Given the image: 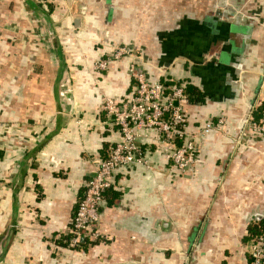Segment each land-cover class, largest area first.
Returning a JSON list of instances; mask_svg holds the SVG:
<instances>
[{"label": "crops", "instance_id": "crops-1", "mask_svg": "<svg viewBox=\"0 0 264 264\" xmlns=\"http://www.w3.org/2000/svg\"><path fill=\"white\" fill-rule=\"evenodd\" d=\"M49 1L46 15L0 0V264H249V228L264 222V131L237 136L264 102V0ZM116 45L137 56L99 68ZM133 61L150 81L201 89L190 131L225 121L196 136L186 173L144 146L146 162L118 170L105 193L99 237L64 245L121 140L102 106L134 91Z\"/></svg>", "mask_w": 264, "mask_h": 264}, {"label": "built area", "instance_id": "built-area-1", "mask_svg": "<svg viewBox=\"0 0 264 264\" xmlns=\"http://www.w3.org/2000/svg\"><path fill=\"white\" fill-rule=\"evenodd\" d=\"M124 56L136 57L133 48L116 45L109 55L103 56L98 67L108 69L110 61ZM134 91L124 98L106 97L103 110L118 126L121 140L110 147L109 156L102 159L95 174L88 180L73 221L71 245H80L83 238H97L100 206L105 193L111 188L115 173L127 169L136 162H146L143 140H148L182 172L194 164L198 152L196 136H204L219 129L224 118L208 120L197 131L189 130V96L184 83L177 79L150 81L147 74L133 61L130 68ZM250 130L264 131V110L259 119L249 115L241 123L237 141ZM264 229V222H263ZM249 264H264V232L254 237L249 245ZM185 264H191L187 259Z\"/></svg>", "mask_w": 264, "mask_h": 264}, {"label": "trees", "instance_id": "trees-1", "mask_svg": "<svg viewBox=\"0 0 264 264\" xmlns=\"http://www.w3.org/2000/svg\"><path fill=\"white\" fill-rule=\"evenodd\" d=\"M30 2V0H28ZM31 5L34 7V8H37V10L39 11V13H44L46 15L50 14L53 9H54V4L53 2H50L49 0H31ZM59 54V53H58ZM59 56H61L59 54ZM61 60H62V56H61ZM63 64V63H62ZM161 81H165L167 82L168 79H164V80H161ZM181 81L184 83V86H185V90L189 96V99H190V103H205V97H204V94L203 92L201 91V89L194 85L193 83H190L188 80L186 79H181ZM264 110V102L261 106H259V108H257L254 113V118L255 119H259L262 112ZM144 146H148V148L151 150L153 148V145H149L148 143L144 144ZM110 147H112L111 145L106 149L105 153L102 155V159L106 158L109 156V152H110ZM145 148V147H144ZM87 188V184H86V187H85V190ZM83 197V196H82ZM82 197L79 199L78 201V204L80 202V200L82 199ZM78 207V206H77ZM250 232H251V238L253 237H256L260 234H262L264 232V229H263V226L262 228H259L257 230V228L251 226L249 228ZM72 237V231L70 232V234L68 236H66L64 238V245H68L69 244V241H70V238ZM252 238V239H253ZM82 244V242L80 243Z\"/></svg>", "mask_w": 264, "mask_h": 264}, {"label": "rangeland", "instance_id": "rangeland-1", "mask_svg": "<svg viewBox=\"0 0 264 264\" xmlns=\"http://www.w3.org/2000/svg\"><path fill=\"white\" fill-rule=\"evenodd\" d=\"M222 6V1L219 3V7H221Z\"/></svg>", "mask_w": 264, "mask_h": 264}]
</instances>
